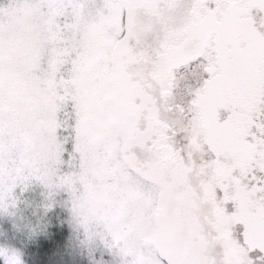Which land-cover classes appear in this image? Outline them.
Instances as JSON below:
<instances>
[{
  "label": "snow or ice",
  "instance_id": "6c2138e0",
  "mask_svg": "<svg viewBox=\"0 0 264 264\" xmlns=\"http://www.w3.org/2000/svg\"><path fill=\"white\" fill-rule=\"evenodd\" d=\"M34 184L122 264H264V0H0V213Z\"/></svg>",
  "mask_w": 264,
  "mask_h": 264
},
{
  "label": "rangeland",
  "instance_id": "374dc122",
  "mask_svg": "<svg viewBox=\"0 0 264 264\" xmlns=\"http://www.w3.org/2000/svg\"><path fill=\"white\" fill-rule=\"evenodd\" d=\"M50 144L54 145L50 159L59 163V144L55 139ZM53 175L55 168L51 167L47 182L54 187ZM43 193L44 189L34 184L22 193L15 216L0 213V245L19 250L24 264H122L121 258L104 246L111 243L108 237L115 228L112 218L87 198H78V212L72 222L66 197L58 196L55 205L45 210ZM41 219L44 230L33 233L31 226ZM149 239L162 252L167 251L165 242Z\"/></svg>",
  "mask_w": 264,
  "mask_h": 264
}]
</instances>
